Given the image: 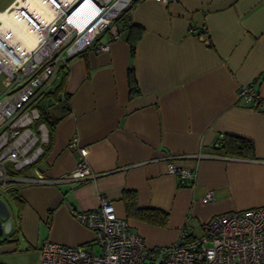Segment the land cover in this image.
I'll return each mask as SVG.
<instances>
[{
	"label": "crops",
	"instance_id": "0c3cea01",
	"mask_svg": "<svg viewBox=\"0 0 264 264\" xmlns=\"http://www.w3.org/2000/svg\"><path fill=\"white\" fill-rule=\"evenodd\" d=\"M15 1L0 0V28ZM130 18L143 28L134 56L125 28L108 50L89 48L64 68L68 110H55L51 141L25 172L56 181L14 185L22 201L0 189L13 220L0 235V264H38L48 240L97 251L94 231L72 209L96 208L104 197L126 217V188L137 191L140 206L169 213L166 226L128 218L149 247L200 235L219 213L264 207V110L238 95L254 82L264 100V0H140ZM0 40L11 48L6 30ZM130 68L141 91L135 98ZM227 134L252 140L254 156L226 154ZM74 136L97 173L77 185L57 181L80 157L69 147ZM170 161L195 177L181 185Z\"/></svg>",
	"mask_w": 264,
	"mask_h": 264
},
{
	"label": "built area",
	"instance_id": "2783aa9c",
	"mask_svg": "<svg viewBox=\"0 0 264 264\" xmlns=\"http://www.w3.org/2000/svg\"><path fill=\"white\" fill-rule=\"evenodd\" d=\"M37 12L29 0H16L9 13L16 14L37 42L23 52L20 46L8 48L14 64L0 68L13 80L0 96V189L21 183L56 181L31 177L23 172L37 163L49 143V129L35 105L39 95L59 78L70 60L89 48L108 50L120 37L117 19L134 0H37ZM170 4L175 0H156ZM47 12L50 19L43 17ZM193 31V28H190ZM1 32V29H0ZM209 43V40H207ZM8 66V65H7ZM254 82L243 85L238 95L254 108L264 110ZM65 98V95H62ZM69 147L79 153L76 167L57 181L77 185L97 173L91 168L78 136ZM168 171L188 184L195 171L168 163ZM213 191L205 198H213ZM73 216L94 231L97 251L87 245L45 241L39 248L38 264H264V207L232 210L214 215L203 224L202 233H182L169 245L149 247L145 238L130 227L129 219L117 213L114 201L102 198L98 207L72 209Z\"/></svg>",
	"mask_w": 264,
	"mask_h": 264
},
{
	"label": "trees",
	"instance_id": "16d2710c",
	"mask_svg": "<svg viewBox=\"0 0 264 264\" xmlns=\"http://www.w3.org/2000/svg\"><path fill=\"white\" fill-rule=\"evenodd\" d=\"M140 0H134L130 7H128L122 15L117 19V25L119 32L123 29H128V42L130 45V51L132 56L136 53L137 43L142 36L143 28L132 22L130 18V11L133 6ZM65 69H61L59 78L55 83L45 91H43L36 100L35 105L38 106L41 113V120L46 123L49 129V142L51 141L53 131L56 124L59 121V116L55 115V110H68L69 94L65 89ZM128 86L130 98H135L140 95V88L136 79L134 69L130 68L128 71ZM65 98H62V95ZM220 148H222L226 154L238 155V156H254V143L252 140L227 134L220 140ZM35 165V164H34ZM31 167V166H30ZM23 170L25 173L27 169ZM6 193V199H17L22 201L23 199L17 194V187L14 185L4 190ZM121 199L125 206L126 217L133 218L140 221H144L150 224L166 226L169 222V213L166 210L156 207H143L138 203V193L134 189L126 188L123 190Z\"/></svg>",
	"mask_w": 264,
	"mask_h": 264
},
{
	"label": "bare ground",
	"instance_id": "6f19581e",
	"mask_svg": "<svg viewBox=\"0 0 264 264\" xmlns=\"http://www.w3.org/2000/svg\"><path fill=\"white\" fill-rule=\"evenodd\" d=\"M30 5L36 9L37 12H42V5L37 0H29ZM43 17L47 20L50 19V15L44 11ZM6 24H4L3 27L0 29L6 30L7 36L10 34L12 42L10 43L9 47L16 49V46H20L23 52H27L31 50L36 42H37V36L33 34V32L30 31L28 28V25H26L16 14L9 13L8 14V20L5 21ZM10 30V31H9ZM9 31V32H8ZM8 46V45H7ZM6 46H3V44L0 45V66L2 69H7V67H12L13 62L7 58V54L5 52ZM8 65V66H7ZM0 67V68H1Z\"/></svg>",
	"mask_w": 264,
	"mask_h": 264
},
{
	"label": "water",
	"instance_id": "95a60500",
	"mask_svg": "<svg viewBox=\"0 0 264 264\" xmlns=\"http://www.w3.org/2000/svg\"><path fill=\"white\" fill-rule=\"evenodd\" d=\"M10 217L11 208L7 201L0 196V235L11 232L13 220Z\"/></svg>",
	"mask_w": 264,
	"mask_h": 264
},
{
	"label": "rangeland",
	"instance_id": "374dc122",
	"mask_svg": "<svg viewBox=\"0 0 264 264\" xmlns=\"http://www.w3.org/2000/svg\"><path fill=\"white\" fill-rule=\"evenodd\" d=\"M12 84L13 80L7 75V73L2 71L0 73V96H2L7 91V89L12 86Z\"/></svg>",
	"mask_w": 264,
	"mask_h": 264
}]
</instances>
